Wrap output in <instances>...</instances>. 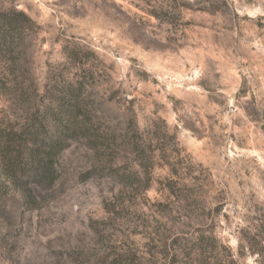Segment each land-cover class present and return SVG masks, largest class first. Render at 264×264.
<instances>
[{
    "label": "rangeland",
    "instance_id": "374dc122",
    "mask_svg": "<svg viewBox=\"0 0 264 264\" xmlns=\"http://www.w3.org/2000/svg\"><path fill=\"white\" fill-rule=\"evenodd\" d=\"M5 8L32 24L16 71L7 75L0 60V121L18 128L40 119L64 102L68 82H83L78 107L115 119L131 143L136 167L98 209L111 221L106 264H200L199 237L209 243L207 264H244L249 254L264 261L259 0H0ZM65 44L76 53L73 67ZM66 143L64 155L86 156V139ZM8 204L0 193V216L12 224Z\"/></svg>",
    "mask_w": 264,
    "mask_h": 264
},
{
    "label": "clouds",
    "instance_id": "9594fccd",
    "mask_svg": "<svg viewBox=\"0 0 264 264\" xmlns=\"http://www.w3.org/2000/svg\"><path fill=\"white\" fill-rule=\"evenodd\" d=\"M259 4L264 6V0ZM63 54L67 66L73 67L77 61L73 46L65 44ZM66 87L64 102L50 104L42 113L48 134L43 163L34 164L19 184L13 177L0 178V189H7L9 197L6 210H13V202L15 208L14 223L0 216V264H106L102 241L111 231L105 222L111 221L98 211L100 200L111 198L107 189L118 191L125 174L136 167L134 152L115 119L78 107L83 82L75 87L68 82ZM69 138L77 144L86 139L88 147L81 150L86 156L62 153ZM33 147L30 142L28 148ZM206 200L205 206L211 208V197ZM226 242L233 248L237 244L235 239ZM244 264L264 261L259 254H249Z\"/></svg>",
    "mask_w": 264,
    "mask_h": 264
},
{
    "label": "trees",
    "instance_id": "16d2710c",
    "mask_svg": "<svg viewBox=\"0 0 264 264\" xmlns=\"http://www.w3.org/2000/svg\"><path fill=\"white\" fill-rule=\"evenodd\" d=\"M31 24L32 19L21 10L15 8L0 10V60L7 64V75L13 74L19 66L22 32ZM5 80H7L6 75L0 76V97L5 93ZM8 82L14 84L13 90L18 93L21 89L18 82L15 79H10ZM262 128L264 129V121ZM30 142L35 145L32 149L28 148ZM46 145H48V134L45 131V122L42 117L40 119L32 117L29 123H23L18 128L13 124H4L0 121V178L13 177L17 184L21 183L22 176L27 175L34 164L43 163L41 154ZM49 151H51L50 146ZM138 152V165L141 166L143 150L139 151L138 148ZM127 179L124 176L121 186L127 185ZM0 193L7 194V189H0ZM208 245L204 237H199L197 240L196 246L201 249L200 264H207L203 255ZM111 264L121 263L114 261Z\"/></svg>",
    "mask_w": 264,
    "mask_h": 264
}]
</instances>
